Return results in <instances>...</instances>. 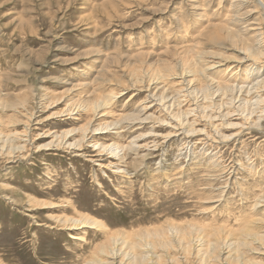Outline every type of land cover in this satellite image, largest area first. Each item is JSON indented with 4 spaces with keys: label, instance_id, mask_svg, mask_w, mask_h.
<instances>
[{
    "label": "rangeland",
    "instance_id": "1",
    "mask_svg": "<svg viewBox=\"0 0 264 264\" xmlns=\"http://www.w3.org/2000/svg\"><path fill=\"white\" fill-rule=\"evenodd\" d=\"M236 1L0 0V264H98L112 237L122 252L104 264H133L131 246L145 240L155 245L141 264H264V105L236 99L229 116L212 113L178 63L203 30L227 25ZM247 1L258 48L264 7ZM238 43L203 47L224 54L214 81L248 87L264 55L253 63ZM85 217L98 223L70 220ZM255 220L263 234L245 254L237 237ZM218 234L221 254L208 240Z\"/></svg>",
    "mask_w": 264,
    "mask_h": 264
},
{
    "label": "bare ground",
    "instance_id": "2",
    "mask_svg": "<svg viewBox=\"0 0 264 264\" xmlns=\"http://www.w3.org/2000/svg\"><path fill=\"white\" fill-rule=\"evenodd\" d=\"M258 2H259V5L260 6H262V7H264V0H258ZM249 3H248V1L247 0H237L235 3H234V10H233V15H230V18L228 19V23H227V25H225V26H217V25H215V26H217L216 28H220V30H206V29H208V28H206L205 30H201L200 32H201V38L203 39L202 40V42L200 41H198L197 43H195V44H193V45H191V46H189V47H187V49H186V47H185V49L187 50V52H185V53H189V52H191L192 53V55L191 56H187V57H185V58H183L182 60L183 61H179L178 63H183V65H184V68H186V73H188V74H190L191 76H195L194 77V79H190V82H189V84H187V89H188V91L189 90H191V89H193V88H195V90H196V93H197V86L196 85H193L194 83H195V81L197 82V81H200V87H199V90L201 91V92H203L204 93V97H203V100H204V102H206V106L204 107L205 109H207V110H212L211 112L213 113L214 112V109L216 108V107H218V109H219V111L221 112L222 111V109L224 110V108H225V110H226V113L224 112L223 114H222V116L223 117H226V116H229L232 112H230L232 109H230L229 107H231L232 105H234L235 106V100L236 99H238V101L241 103V105H242V102H244V101H246L245 103V105H247V107H249L250 105H254L255 107H261L262 105H264L263 103H264V98H263V95L264 94H262L263 92V90H264V75L262 76V74L260 73V72H256L257 73V75H256V77L254 76H252L253 78H251V86H248V87H244V86H240V87H237L236 86V84H235V82H233V80H231L230 78L228 79V80H224V81H214L213 79H214V77H212V75L209 73V71L211 70L212 71V69H214L215 67H216V65H218V63H221V61L220 60H217V58H219L218 56H217V54H221V52L219 53L218 51H214V50H211L210 48L209 49H207V48H205L206 47V43H209L208 45L210 46H212V47H218V49L219 48H222V47H224L225 46V44H226V41H231V42H234V43H237V42H239V43H241L243 46H242V49H243V51L245 52V53H247V54H249V56H252L253 58H254V61H253V63L255 62V59H257L260 55H264V46H263V44L262 43H258V48H256L255 47V44L253 45V41H255V40H252V42H250L248 39H247V37L249 38V36H248V34L249 33H251V30H252V28H250V25H248V24H246L247 23V15L248 14H250L252 11V9H249V5H248ZM251 8V7H250ZM253 8V7H252ZM243 11H245L244 13H243ZM251 15V14H250ZM257 27V26H256ZM212 28V27H211ZM256 34V33H255ZM261 36V35H260ZM255 38V37H254ZM253 38V39H254ZM259 38V37H258ZM257 39V38H256ZM261 42V41H260ZM206 44V45H204V44ZM238 43V44H239ZM257 43V42H256ZM228 44V43H227ZM226 44V45H227ZM237 44V45H238ZM203 46H205V47H203ZM208 46V47H209ZM232 46V45H231ZM239 46V45H238ZM227 47V46H226ZM235 47V46H234ZM230 48V47H229ZM237 48H239V47H236L235 49H237ZM241 49V48H240ZM181 50V49H180ZM228 50V49H227ZM222 52L224 51V50H221ZM226 51V50H225ZM224 51V52H225ZM235 51V50H234ZM223 52V53H224ZM229 52V51H228ZM231 52V51H230ZM226 53V52H225ZM180 55V54H179ZM187 55H189V54H187ZM221 55H224V54H221ZM227 55H228V53H227ZM226 55V56H227ZM241 55V54H240ZM225 56V57H226ZM244 55H242V57H243ZM191 57V58H190ZM224 57V56H223ZM230 57V56H229ZM180 58V57H179ZM241 58V57H240ZM226 59V58H225ZM250 59V58H249ZM230 60V59H229ZM232 60H233V58H232ZM237 60V59H236ZM241 60V59H240ZM243 60V59H242ZM238 61V60H237ZM258 61H259V58H258ZM260 62V61H259ZM175 63V62H174ZM187 65V67H185ZM188 68V69H187ZM252 70V69H251ZM185 71V70H184ZM254 71V70H253ZM249 72V71H248ZM252 72V71H251ZM160 73V72H159ZM145 75V74H144ZM171 75V74H170ZM164 76V75H163ZM197 76V77H196ZM165 77V76H164ZM233 77V76H232ZM11 78V77H10ZM196 79V80H195ZM157 80H159V78L157 79ZM240 81V80H239ZM154 82V81H153ZM152 82V83H153ZM146 84V83H145ZM249 85V84H248ZM195 86V87H194ZM160 87H157V85H154V86H151V84H150V87L148 88L149 90V92H150V94L152 95V97H154V96H160L161 97V101L162 100H164V95H165V93H166V90H164L163 92H159V89ZM212 90V91H211ZM175 92V91H174ZM180 91H177V93H179ZM216 93H219V95L221 94V98L220 99H222L223 101H221L220 102V100L219 101H216L215 100V95H216ZM9 94V93H8ZM199 94V93H198ZM214 95V96H213ZM115 97V94H112L110 97L109 96H107V97H104V98H98L99 100H96L95 102H92L91 103V105L90 104H88V105H84L83 104V106H82V108L83 109H87V108H91L92 110H98V109H100V108H102L103 106L105 107V104H107V103H109V102H111V100L113 99ZM17 100H19V99H17ZM10 101V100H9ZM1 102H3L4 103V101H1ZM0 102V103H1ZM13 102V101H12ZM3 103H2V105H3ZM17 103V102H16ZM19 103V102H18ZM9 104H11V103H9ZM15 103H13V105H14ZM17 105V104H16ZM21 105V104H20ZM6 106H8V105H6ZM240 106V105H239ZM239 106H236V107H239ZM9 107V106H8ZM11 107H12V105H11ZM79 107V106H78ZM264 107V106H263ZM262 107V108H263ZM81 108V107H80ZM227 108H229V109H227ZM188 110V109H187ZM264 110V109H263ZM223 112V111H222ZM263 113V112H262ZM102 114H104V113H102ZM101 114V115H102ZM176 114V113H175ZM185 114V113H184ZM219 114V113H218ZM95 115V114H94ZM93 115V116H94ZM177 115V114H176ZM207 115H208V112H207ZM211 115V114H210ZM261 115V114H260ZM178 116V115H177ZM95 117V116H94ZM205 118V117H204ZM95 119V118H94ZM137 119V118H136ZM93 121V120H92ZM191 122V121H190ZM192 124V123H191ZM85 125H87V124H85ZM84 125V126H85ZM211 125H213V124H211ZM256 126V125H255ZM90 127H92V126H90ZM99 127V126H98ZM97 127V128H98ZM216 127V126H215ZM229 127V126H228ZM84 128V127H83ZM100 129L102 128V127H99ZM82 129V128H81ZM84 129H86V128H84ZM84 129H82V130H84ZM99 129V130H100ZM84 131H86V130H84ZM92 131V130H91ZM93 131H95V130H93ZM191 131V130H190ZM195 131V130H194ZM83 132V131H82ZM192 132V131H191ZM87 133H88V131H87ZM218 133V132H217ZM13 135H15V134H13ZM67 135H71L70 134V131L69 132H67L66 133V136ZM85 135H87V134H85ZM82 136H84V135H82ZM9 137H10V135H9ZM85 137V136H84ZM14 138V137H13ZM86 138V137H85ZM8 139V138H7ZM77 140H79V139H77ZM81 141H83V140H81ZM80 142V141H79ZM79 142H75V143H71L72 145H74V146H77L78 145V148L79 149H81V142L79 143ZM111 147V146H110ZM126 147V146H125ZM103 149H106V148H108V147H102ZM102 149V150H103ZM249 160V159H248ZM100 167V166H99ZM262 198V197H261ZM84 217V216H83ZM264 218V217H263ZM70 220H72L74 223H86V224H96V223H98V222H96V221H94V220H91L90 218H88V217H85V218H71ZM67 221H69V219H67ZM254 223L255 224H258V223H260V221L259 220H255V221H253V223L252 224H250V225H248V226H246V228H244L243 229V232L242 231H240V232H242V235H241V238L239 239L238 237H237V241L236 240H234V241H236L237 243L236 244H238L240 247L242 246V244L244 245V244H246V243H250L251 241H253V240H256V239H259V237L261 236V234H263V233H261V231H260V236H259V231H257L256 229H255V231H254V228H255V225H254ZM83 224V225H84ZM72 225V224H71ZM77 225V224H76ZM75 226V225H74ZM70 228V227H69ZM173 229H174V227H172ZM173 229H171V230H173ZM185 231H180L181 232V237H182V242L185 240V241H188L187 242V244H188V247H191L192 245H191V242H193L192 240L194 239L195 240V238L194 237H192V233H191V231H189V229H188V231H187V229H184ZM192 230V229H191ZM201 231V230H200ZM214 231V230H213ZM257 231V232H256ZM166 232H168V231H166ZM193 232V231H192ZM194 232H195V230H194ZM193 232V233H194ZM196 232H197V230H196ZM195 232V233H196ZM218 232V231H217ZM198 233H200L199 231H198ZM198 233H196V234H198ZM211 233H214V232H211ZM145 234H149V233H145ZM156 236L155 237H161L163 240L164 239H166L167 237H165V231H158V232H156V233H154ZM192 234V235H191ZM214 234H217V233H214ZM235 234V233H234ZM213 235V234H212ZM211 235V236H212ZM238 235H239V233H238ZM149 236H150V234H149ZM152 236V235H151ZM194 236V235H193ZM197 236V235H196ZM236 236V235H235ZM164 237V238H163ZM203 237V236H202ZM206 237H208V236H206ZM212 237H214V235L212 236ZM231 237V236H230ZM193 238V239H192ZM197 239H199L198 237H196ZM205 237H203V239H204ZM233 239H235L234 237H232ZM120 239V238H119ZM147 239V238H146ZM184 239V240H183ZM211 239H213V238H211ZM210 238L208 239V240H210V249H211V251H213V252H217V249H218V252L219 251H221L222 252V249H221V247H220V245H221V241L223 240L222 239V237H221V235L220 234H218V235H216L215 236V238L213 239V240H211ZM261 239V238H260ZM142 240V239H141ZM149 240V239H148ZM231 239H229V241H230ZM262 240H264V239H262ZM152 241V240H151ZM169 240L168 239H166L164 242L165 243H169V244H171L170 242H168ZM199 241H200V239H199ZM233 241V242H234ZM108 242V241H107ZM145 242L146 243H143V241L141 242V244H135L134 246H131V248L135 251L134 252V254H133V261H134V263L136 264H138V263H142L143 261H145V259H146V257H147V253L149 252V248L151 247V245L152 246H154L155 244L153 243V242H150V240L149 241H146L145 240ZM197 242V241H196ZM233 242H231V244H233ZM257 242V241H256ZM260 242V241H259ZM123 243V242H122ZM198 243V242H197ZM196 243V244H197ZM203 243L205 244V242L203 241ZM225 243V245H226V242H224ZM253 243V242H252ZM252 243L250 244L251 245V247H252ZM120 242H119V240H118V238H116V237H112V238H110V241L108 242V244H106V245H104V246H102L101 247V249H100V252H101V255H103L102 257H104L105 256V258L107 257V258H110V257H112V259H114L113 257L114 256H116L117 257V255H118V251L121 249V247H119L120 245ZM175 244V243H174ZM195 244V243H194ZM200 244V243H199ZM223 244V243H222ZM236 244H234V245H236ZM261 245H262V243H260ZM264 244V243H263ZM250 245L248 246V244H247V248H248V250H249V247H250ZM174 246V245H173ZM194 246V245H193ZM197 246V245H196ZM200 246V245H199ZM198 246V247H199ZM201 246H203V245H201ZM223 247H224V244L222 245ZM227 246V245H226ZM254 246V245H253ZM230 247H232L231 245H230ZM246 247H241V249H243V251L245 250V248ZM100 248V247H99ZM131 248H130V250H131ZM202 249H204L203 247H201ZM206 248V247H205ZM225 248V247H224ZM246 248V249H247ZM253 248H255V247H253ZM253 248H251V249H253ZM123 249V248H122ZM139 249H141L140 251H138L137 252V250H139ZM219 249H221V250H219ZM234 250H235V252H236V250L238 249H235V248H233ZM124 250V249H123ZM192 250V249H191ZM240 250V249H239ZM239 250H237V251H239ZM99 251V250H98ZM121 251V250H120ZM127 251V250H126ZM187 251V250H186ZM228 251H229V249H228ZM254 251H257V250H254ZM122 252V251H121ZM120 252V253H121ZM125 252V251H124ZM140 252V253H139ZM190 252V251H189ZM207 252V251H206ZM206 252H205V254H206ZM224 252V251H223ZM234 252V251H233ZM249 252V251H248ZM252 252H253V250H252ZM259 252V251H258ZM95 253V252H94ZM126 253V252H125ZM144 253H146V254H144ZM210 253H212V252H210ZM226 253H227V251H226ZM230 253H232V252H230ZM237 253V252H236ZM235 253V254H236ZM244 253H245V251H244ZM97 254V253H96ZM95 254V258H93V259H91V262L92 263H100V264H104V263H108L109 262V260H106V259H104V258H102L101 257V255L100 254H97L96 255ZM150 254V253H149ZM200 254H202V253H200ZM209 254V253H208ZM217 253H214V255L217 257L218 255H216ZM219 254H221L220 252H219ZM233 254V253H232ZM240 254H241V256L243 255L241 252H240ZM246 254V253H245ZM207 255V254H206ZM210 255V254H209ZM213 255V254H212ZM225 255V254H224ZM127 256V255H126ZM228 256H230L231 257V255L229 254ZM227 256V257H228ZM234 256V255H233ZM93 257V256H92ZM115 257V258H116ZM200 257H201V255H200ZM236 256H234L233 258H235ZM152 258V257H151ZM161 258V257H160ZM202 258H203V256H202ZM208 257H206V259H207ZM211 258V257H210ZM209 258V259H210ZM232 258V259H233ZM237 258H238V256H237ZM189 259V258H188ZM212 260H213V258H211ZM227 259V258H226ZM226 259H224V261H227ZM241 259V258H240ZM243 259H245V258H243ZM168 260V259H167ZM182 260V259H181ZM201 260V259H200ZM220 260H222V258H220ZM229 260H230V258H229ZM234 260V259H233ZM239 260V259H238ZM133 261H132V263H133ZM177 261V260H176ZM201 261H203V260H201ZM215 261V260H214ZM235 261V260H234ZM233 261V262H234ZM245 261H247V260H245ZM91 262H89V263H91ZM128 262V261H127ZM130 263H131V261H129ZM208 262V261H207ZM219 262H221V261H219ZM231 262H232V260H231ZM236 262V261H235ZM241 262V261H240ZM239 262V263H240ZM130 263H126V264H130ZM133 263V264H134ZM140 263V264H141ZM202 263V262H201ZM223 263V262H222ZM222 263H220V264H222ZM228 263H230V261L228 262ZM242 263V262H241ZM245 263V262H244ZM253 263V262H252ZM85 264H87V263H85ZM113 264H114V262H113ZM208 264V263H207ZM225 264H226V262H225ZM246 264H248L247 262H246Z\"/></svg>",
    "mask_w": 264,
    "mask_h": 264
}]
</instances>
